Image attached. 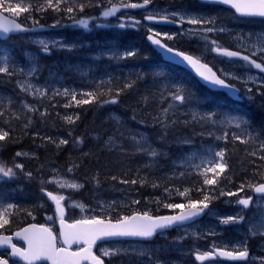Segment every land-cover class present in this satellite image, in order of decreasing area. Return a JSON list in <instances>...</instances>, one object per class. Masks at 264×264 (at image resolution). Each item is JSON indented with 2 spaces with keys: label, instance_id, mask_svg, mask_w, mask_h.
Instances as JSON below:
<instances>
[{
  "label": "snow or ice",
  "instance_id": "6c2138e0",
  "mask_svg": "<svg viewBox=\"0 0 264 264\" xmlns=\"http://www.w3.org/2000/svg\"><path fill=\"white\" fill-rule=\"evenodd\" d=\"M210 3L226 6L229 10H233L234 15L239 17H259L264 19V0H208ZM154 3V0H142L139 3H130L126 0H98L94 5L95 7L101 8L100 16L103 18L116 17L118 20L119 28L132 27L135 28L139 21H136L131 16H117V13L121 12V9H145L146 12L148 7ZM107 4V6H105ZM32 5L28 7H22L20 3H13L12 0H0V40H7L10 38V34L27 33L33 31V28L25 27L21 23H17L15 18H8L4 13H9L13 17H17L22 13L31 14L30 9ZM85 9V3L79 2L75 5L70 4V0H44L41 7L37 8V11H47L51 10L53 12H63L73 20V24L84 29L89 27V19L93 18H80L74 19V13H83ZM171 17V19H170ZM144 19L146 21L154 23H173L182 26L184 23L189 24L190 27L180 35H186L189 37H196L200 39L208 48V50L215 54L219 58H223L229 61L237 59L246 64L249 69L256 70L261 74H264V63H258L256 59L252 58V55L259 53L261 58H264V37H258V44L252 45L255 48V53L250 55H244L243 50L247 48V45L241 44L239 51H231L228 48L220 46L217 41L211 40L209 34L215 32H224L226 29L216 26V21L214 18L205 17L202 15H194L188 11L181 12H167V11H156L149 12L145 15ZM38 22L33 21V24ZM97 27H103L102 24H97ZM43 27V26H40ZM163 35L168 39H174L175 34L169 35L168 33L154 32L153 35L148 36L150 42L155 45L160 52L164 55L166 60L171 64L181 67L197 77L205 86L213 90H222L227 95L236 97L238 95V89L235 88L233 84L228 83L229 74L224 73L222 69L213 70L207 63H203L202 59L197 56L186 54L185 52L177 51L167 44L162 43L159 37ZM249 36L253 34L249 33ZM35 43L39 46L41 53L50 54L52 47L67 48L68 45L60 41H48L45 39L36 40ZM107 54L111 59H127L136 55L135 51L129 50L123 53L114 51L113 49H108ZM33 66L29 69V75H32L36 68L34 66L35 61H32ZM217 72L220 74L218 75ZM0 74H7L11 76L13 73L10 72L9 68V57L3 52H0ZM160 78L166 79L167 77L161 73ZM223 77V78H222ZM231 78L239 80L240 77L232 76ZM264 83V76H249L244 81V83H256L257 81ZM21 90L26 92H31L33 95L44 96L46 94V89L41 91L40 89H35L33 91V86L26 80L19 85ZM133 87V82L126 83L124 88ZM170 90L167 96H162L163 99L168 101L166 107L160 109V113L155 117V125L159 126L161 129V139L170 129H174L176 121L171 119L169 115H175L173 109L176 107L188 105V104H199V101L194 98L192 92L185 88L181 84H176L170 82L167 86ZM124 88H118L115 95L111 100H100L99 96L91 91L81 92L80 95L87 98L77 99V93L70 92L69 89H63V95H71V99L75 101L77 105H88L94 102H99L101 104H115L118 102L119 94L124 90ZM249 92L251 89H247ZM59 94V93H57ZM103 96L104 93H100ZM147 99V98H145ZM216 113L214 111L206 112L201 114L200 112H193V121H198L201 123L208 122L210 125H216L218 121L216 120ZM78 118V117H77ZM68 121L74 123L72 117H67ZM116 119V128L114 130V136H110L107 145L112 148H118L122 154L124 153L123 144H118L117 140H127L134 151L139 154H144L151 158H157L160 153L152 147L150 140L145 137L142 133L138 131H133L130 129L122 130V124L119 118ZM220 124H228L236 129H243L244 135H239L233 132V138L241 143H248L249 140L260 141L261 134H255V130L251 129L250 123L245 117L228 115L224 120L219 121ZM127 132V135L125 134ZM209 136L212 133H208ZM9 133L7 131L0 130V141H5L8 138ZM228 137V132H223V139L226 141ZM221 137H218L220 139ZM51 140V138H47ZM82 142V141H77ZM69 141L66 139L60 140V144L66 145ZM185 144H190V140H185ZM259 149L264 151V141L259 143ZM226 149L205 150L204 155L199 159L198 163H194L196 153H192L190 156L182 158L177 165V167H186L191 169L196 173L197 176L202 177L201 186L195 188V191L199 193L200 199H192L189 195L192 191L189 188H185L184 191L177 189L165 188V191H175L180 197H187L186 203H169L165 204V207L170 209H180V213L177 215L169 216H151L147 211L143 213H135L131 216L124 215L119 217L115 222L111 218L104 219L99 215L92 216L87 219L74 220L72 223H68L65 219L66 209L61 203L65 201L66 198L62 195H54L52 192H45V195L50 202L54 204V213L56 219L60 223V233L61 238L65 244H70L74 242H83L87 247L81 248L78 252H69L65 247H57V236L52 230L44 225H30L28 228L22 229L20 232H15L14 235L20 239L27 242V248H18L16 244L12 243V236H0V248L7 250L11 249L9 257L6 259L0 256V264H9V259L19 258L18 261H14V264H19L20 261L26 262V264H35L38 260H50L52 264H79L80 260H90L92 264H104V260L101 256H97L92 252V246L96 244L97 240L102 242L105 240L115 239V238H132L140 242L150 241L157 233H163L167 229L173 226H183L188 223H194L197 218L202 215L212 213L210 205L213 201L220 199L221 197H236L234 201L227 200L226 203H234L241 207V210L247 209L253 201V195L259 194L261 199H264V183L252 184L248 183L241 184L235 191H225L219 187V178L223 176L226 169L228 168L227 161L225 160ZM24 155L23 153L17 152L16 157ZM255 155V153H252ZM264 160V156L260 157ZM71 172V168L68 170ZM17 173H21L26 176L27 179L31 180L32 173L24 172V165L16 163L15 160L12 161V166L7 167L3 161H0V180L3 178H16ZM209 174L211 177L209 178ZM175 175V174H174ZM179 176L183 177L185 172H179ZM115 180L116 177H113ZM54 182V181H52ZM144 181H140L143 183ZM120 183L123 184H136L137 180H121ZM60 187H71L77 189L82 187L76 183L71 184H61ZM158 185L153 184V187ZM251 189L253 195L242 196L241 193L245 192V189ZM139 203V201H135ZM76 206V205H73ZM13 207L8 205L3 208V212H0V229H3L9 221L5 218L4 212L8 208ZM186 209V210H185ZM218 224L221 226H240L245 222V217L239 213L227 216H217ZM49 220H53V217H47ZM248 235L249 237H255L256 235L264 236V223L256 225L249 221L248 223ZM101 254L104 257L114 255L108 250H101ZM143 254V253H142ZM217 257L226 258L229 261L236 262H246L249 259V251L247 249V239L242 242H238L233 245L232 251H227L221 248H213L204 253L197 252L195 259L197 261L203 262L205 260L212 261Z\"/></svg>",
  "mask_w": 264,
  "mask_h": 264
},
{
  "label": "trees",
  "instance_id": "16d2710c",
  "mask_svg": "<svg viewBox=\"0 0 264 264\" xmlns=\"http://www.w3.org/2000/svg\"><path fill=\"white\" fill-rule=\"evenodd\" d=\"M42 5L43 4L40 3L39 6ZM49 12L52 11L47 10V12H41L40 18L48 20L51 16L53 17V15L50 16V14H48ZM59 15L65 16L66 14L60 12ZM57 19L62 21V19ZM62 22H65V20ZM145 36L146 34L144 32L134 33L131 30H126L122 34V37L124 38H122L121 48L124 49L125 52L129 51L128 47L134 46L135 43H142L144 41L142 37ZM25 45L24 41L22 43L23 49ZM86 49V47L77 48V46H73V50H53L50 54H46L47 56L43 53L41 54L40 58H43V60L48 62V65H44L45 69L48 68L49 74L52 73L47 76L50 84L45 83L46 92L49 93L46 96L47 103L41 105V108H44L45 111L42 112L43 110L41 109L34 116L31 117V115H29L27 118L25 117L23 119L24 121L17 120L12 114L7 115L2 113V115H0V130L7 131L9 133V136L5 141H0V161H3L7 167H11L12 161L15 160L17 152L24 150L34 151L38 155L36 160L37 162L33 165L30 160L27 163V168L29 166L35 168L39 165H42L43 167L55 165L63 168L67 172H69L68 170L71 168V172L69 173L82 175L83 179L88 184L90 196L94 197L104 196L108 193V191H111L118 185L123 184L120 183L121 178L128 181L135 179L137 180L136 184H128L132 185V188L136 190V193L139 196H148L153 202L159 201L162 208L172 212L179 209L170 210V208L165 207V204L186 203L187 197H180L175 191L166 192L165 188H178L180 191H184L185 188H189L192 190L189 194L191 198L200 199L201 197L199 193L195 191V188L201 186L202 177L197 176L195 172H186V169L184 170V168H182L179 172H185L183 177L178 175L179 172L169 173L166 168H163V172L157 171L156 169V171L152 170L146 173L143 171H146L147 168L140 165L141 172L136 173L129 170V168H124L125 162H135L133 158L134 154L124 151L126 154H122L120 152L110 156V153L112 152L103 148L102 144L100 146H93L90 144V141L97 140L94 138L97 132L100 133L101 130L103 133L111 132L114 121L108 119L107 117L105 118V116L103 117V113L108 110L109 107H113V109H117L120 112H128L134 104H138L139 107L134 110L137 115L135 120L138 123L143 124L149 131L151 130L158 145H160V127L158 126L155 129V126H149L148 123L151 122V120L144 118L148 116V118H152L155 115L156 110L150 108L147 101L140 94V90H146L148 85L146 84L147 79L144 80V75L138 68L140 63L139 65L133 67L135 60H141L144 56H135L133 59L128 60L124 59V63H126L123 66L124 68L129 69L130 67H133V69H139L134 79L124 76V72H117L113 70V68L121 65L120 59L117 61V59L110 58L107 61L105 57H103V61L99 60L95 63L97 65H101L95 68L101 69V74L98 76L97 71L93 70V76L89 80L85 74H81L80 70L76 71L74 68L77 63L84 62L83 59H88L87 51H85ZM87 50H90V48ZM10 51L15 52V54L19 53L20 56L18 59L20 58L24 61V54L21 50L11 47ZM63 56H65V58H62ZM140 62L142 67L146 70L154 68L150 67L148 64L143 65L144 60H141ZM60 68L61 70H59ZM58 71L60 72L59 75ZM172 71L176 73L175 77H177V75H181V77L182 75L186 76L187 80L185 81L187 83H190L192 80L191 75L182 70L180 67H175ZM114 74H119L118 78H115L116 76L114 77ZM145 77L151 78L148 73H146ZM61 79L62 81H60ZM54 82L56 85L52 84ZM129 82H133V87L124 88V85ZM7 84L9 86H14V82L12 80H8ZM5 86L6 83L1 81L0 87L4 88ZM65 88L69 89L70 92L74 91L77 93V99L87 98L81 96L80 93L91 91L96 93L101 101L105 99L111 100L118 88H124V90L120 92L118 102L115 104H101L99 102H94L88 105H77L75 101L71 99V95H63L62 89ZM192 88H195L196 90L202 89L206 95H209V90L204 86L192 84ZM12 90L14 91V89ZM100 93H104V95L100 96ZM199 94L202 96L201 92H199ZM242 107L248 117L253 119L256 134H261L264 128V99L262 96H258V98L256 97L254 101L248 102ZM142 109L143 112H141ZM67 117H72L74 123L69 122ZM86 129L91 132L89 134L91 135L90 137L86 134ZM57 131L72 133L68 144H60V139H57V136L53 135ZM183 133H189L195 136L198 135L194 129L185 130ZM49 137L51 138V141L47 139ZM263 139L260 135V141H264ZM233 146L234 147L232 149L227 143L228 149L226 151L229 152V157L225 160L227 161L228 168L223 176L219 178V187L225 191H227L228 185H232L234 187L236 186L238 188L241 184H253L255 181H258L262 175L259 171H257V169L253 168V164L256 163L257 166H259V162L256 158L259 159V157L264 156L261 154V152L264 153V151H261L259 148H255L259 146L255 145L254 140H249L246 144L237 141L233 144ZM82 147H84L85 151L81 149ZM235 148L237 150H234ZM241 149H243V151H241ZM1 151H3L2 154ZM254 152L255 155H252ZM242 153H244V156ZM120 157L123 159L121 158V160ZM243 159L245 161H243ZM15 162L17 163V160ZM84 163L88 170L85 169V166L83 165ZM237 163L240 168L236 165ZM148 168L150 169L149 166ZM35 170H37V168H35ZM30 172H32V170H30ZM32 177L34 180H29L25 175L17 173L16 178H3L0 180V205L7 208V206L10 205L9 203H16L12 205L13 207L8 208L7 211L4 212V216L9 223L6 224L3 229H0V232L23 225L24 221L27 220L29 215L37 208L38 202L35 201L38 197L35 193V188H39L40 177H37L36 173L35 175H32ZM113 177H116V179L114 180ZM140 181L144 182L140 183ZM20 183H22L23 188L19 185ZM153 184L158 186L153 187ZM246 189L248 191L251 190L247 187ZM225 198L226 197H221L220 199L213 201L212 205L214 203L215 205L221 204L222 200ZM0 212H3V208H0Z\"/></svg>",
  "mask_w": 264,
  "mask_h": 264
},
{
  "label": "rangeland",
  "instance_id": "374dc122",
  "mask_svg": "<svg viewBox=\"0 0 264 264\" xmlns=\"http://www.w3.org/2000/svg\"><path fill=\"white\" fill-rule=\"evenodd\" d=\"M39 1L40 0H33V1H23L22 2V7H28L32 2V7L30 9L31 11H37L36 9L39 8ZM98 2V0H96ZM113 2H116V0H113ZM127 2L133 3L132 0H127ZM190 3L189 5H187ZM89 5V4H88ZM187 5V6H186ZM193 5V7H192ZM107 6V4H105ZM89 9H92L94 11H101V8L99 7H89ZM177 8V7H176ZM181 6L178 5L177 11H171V12H181V11H188L191 14L194 15H202L205 17L209 18H214L216 21V26L222 27L226 29L224 32H215L212 34H209L210 39L213 38H219L220 42L227 45L228 47H232V49H240V45L243 43L247 45V48L244 51H248L250 54L255 53V48L252 47V45L258 44V37H264V20L261 19H242V18H236L235 16L229 18L228 16L231 14L228 10L218 8L215 12H208L206 14L200 13V8L199 6H195L193 2H187L185 4V7L183 9H180ZM195 8V9H192ZM198 10V11H197ZM30 15H39L38 13H32ZM26 15V16H30ZM22 16L20 14L17 17H26ZM71 20V19H69ZM68 22H62L60 23L58 19H55L53 22V26L50 30L48 31H38V32H33V33H28V35H25L27 38L26 40L19 38L21 41H25V47L24 50H27L26 53L24 54V61L21 60L18 57L20 56L19 53L15 54V52L10 51L14 58L9 54L4 52L6 55L9 57V68L10 72L15 70L18 78V84L20 85L24 81H28L32 86H33V91L35 89H40L41 91L45 90L46 84L45 82L39 80L35 77L34 72L32 75H29V69L33 66L32 61H35V68H38V63L40 62L39 58L41 57V51L39 46L35 43L36 40L39 39H45L48 41H60L68 46H77L76 44V39L70 36H62L58 32L59 29L64 27ZM107 23V22H106ZM104 23V24H106ZM112 25L111 23H109ZM148 24V23H147ZM39 26V25H35ZM145 26H148L151 30H153V26L151 24H148ZM187 27H194L190 26L189 24L186 23L185 27L182 29H187ZM103 28H106L105 26ZM152 32H159V33H168L169 35H172V33L165 32V31H160L158 29L153 30ZM251 33L253 34L252 36H249L248 34ZM163 36V35H162ZM186 36V35H185ZM230 36V37H229ZM164 37V36H163ZM176 37V36H175ZM187 38L189 36H186ZM226 37V38H225ZM229 37V38H228ZM165 39H168L167 37H164ZM180 38V37H178ZM190 38V37H189ZM192 38V37H191ZM230 42L232 45H229L225 40ZM231 39V40H230ZM112 41V42H110ZM16 42V41H15ZM221 43H218L221 46ZM192 45V43H191ZM91 48L90 50H87V57L88 60L84 64V72L87 76V79H91L93 76V70L88 71L90 69H94L96 67V62L99 60L103 61V57L108 61L110 59V56L107 54L108 49H113L114 51L120 52V49H122V45L119 43V41L114 38L112 40H109L103 48L99 49L96 48L95 46H88ZM224 47V46H223ZM11 49V46H9V50ZM93 50L97 52V56H92L93 55ZM143 49V48H141ZM205 52H209L208 48L204 46L202 48ZM123 52L124 49H123ZM202 52V50H201ZM105 53V54H104ZM253 59L256 60H261L264 63V58H261V55L259 53L252 55ZM220 61H226L225 59L221 58L218 61L219 68L223 70L224 73L229 74V77L231 80H233L237 85H240L242 88H245V96H253L255 94H260L262 97H264V90H263V85L261 82L258 80L255 84L254 83H244V81L247 79L249 76H264L263 74H254L253 72L247 70V66L244 62L238 61V60H232V61H227L228 64L230 65L227 67L226 63H223L221 66ZM117 72H120L119 67L115 68ZM139 69L134 68L129 70L128 72H124V76L127 78H135L137 75V71ZM144 74V71L142 72ZM147 73L150 75L151 78H146L143 76L144 80L147 79L146 84L156 87H158L161 90V93H163V96L168 95V87L166 83L169 81H165V79H161L160 75H158L157 71L153 69H148ZM176 73L173 72L172 70L169 73L168 78H174ZM115 78H118V75H115ZM232 76L235 77H240L239 80L231 78ZM7 74H0V82H5L8 79L6 78ZM183 77V78H182ZM177 75V78L179 79L181 85H183L185 88L188 86L189 83H187L185 80H187V77L184 75ZM5 80V81H4ZM251 89L249 92L247 89ZM193 91L197 94H199V91L196 90L195 88H192ZM63 90V89H62ZM7 88H2L0 87V115L2 113L7 114L9 113V109H12L15 112L20 111L18 114H13V117H15L17 120L24 121L23 119L28 117V111L23 113L22 110H27L31 108V103L34 102L33 104H38V98L40 97L39 95H33L31 92H25L22 95V99H19L17 95H14L13 93H9ZM160 95L158 93L155 95V99ZM200 95V94H199ZM25 99V100H24ZM165 100V99H164ZM158 101V100H157ZM167 106L168 101L165 100ZM221 104L217 103L214 105L212 108H219ZM158 107H159V113L161 109V105L158 101ZM42 112L45 111L44 108H42ZM143 112V109L141 110ZM173 112H175V115L173 116L176 119H179L182 116H191L193 112H200L203 114L206 112V108L202 107L201 105L197 104H188L180 107H176L173 109ZM220 113H222V110L219 112L216 111V120L219 121V119L224 120L228 115H231L229 112L225 111L223 113V118H221ZM35 113L32 114L34 116ZM158 114H155L152 118L144 117L147 120H151L149 122V126H156L155 125V117H157ZM31 116V117H32ZM107 117L110 120L114 121V125L112 127L111 132H108L107 137L101 141L103 143L105 140L108 141L110 136H114V130L116 128V119L119 118L122 126L125 125L127 122L125 121V116L121 114V112L117 109H113V107H109L108 110H106L103 113V117ZM236 116H241L244 117L243 114L241 115H236ZM192 118V116H191ZM247 120V118H246ZM250 125H252L251 129H254V125L252 122L248 121ZM1 125V124H0ZM223 125V124H222ZM226 125V124H225ZM1 128V127H0ZM129 128H122V130H127ZM135 131V129H130ZM237 130L239 131H244L243 129H236L233 126H230L227 124L226 127H223L222 129L219 130L220 133H223L224 131L228 132V137H230L233 132H236ZM86 134L89 135L91 132H89L88 129H86ZM138 132L142 133L145 137H147L150 142L152 143V147L155 148L161 155L162 152L164 153H169V161L167 162L170 166L177 167L179 164L180 160L186 156H190L192 153H196V157L194 159V163H198L199 159L202 155H204L205 150L207 149H214L216 148L215 142L210 141L207 143H202L204 147H201L203 150H199L197 146L198 144L195 142H191L190 144H185V140L193 139L196 140L195 135L185 133L181 134L178 136L172 143L177 145L176 148L173 151H170L169 149H163L161 145H158L154 139V136L152 135L151 130L149 131L148 129L144 128L142 130H139ZM101 133V131H100ZM202 133V132H200ZM256 133V131H255ZM127 135V132L125 133ZM207 135V133H204ZM54 136H57V139H66L69 141L70 136H72V133H63L61 131H57L56 133L53 134ZM89 135L88 137H90ZM102 137L104 138L105 135L104 133L102 134ZM227 137V138H228ZM51 141V140H50ZM258 142V143H256ZM261 141H254L255 144H258ZM99 140L95 141H90L91 145H101ZM118 144H123L124 151L129 152L134 154L133 158L135 162H125L124 163V168L133 171V172H141L140 170V165L145 166L147 169L146 171L143 172H150L152 170L156 171L157 168L153 165L152 160H156L159 158H151L147 156V159L145 158L146 155L144 154H139L136 153L131 146V144L127 140H117ZM103 146V145H102ZM105 148V147H103ZM109 151L112 152L110 153V156H113L114 154H118L121 151L118 148H112L109 147ZM81 149L84 150V147ZM106 149V148H105ZM108 150V149H107ZM85 151V150H84ZM3 151H1V154ZM20 153H23L24 155H21L20 157H16L15 161L17 163L23 164L24 165V172H30L32 170V175L37 174V177L39 178V183L42 185V187H48L56 192H58L60 195H67L70 196L69 200L66 202L68 209L70 210L69 216L70 220H75V219H87L91 218L92 216L99 215L102 218H119L124 215H129L133 211H147V212H154L153 209L156 208V206L159 208L160 202H153L149 199L148 196L145 198H142L136 193V190L132 188V185L130 184H120L116 188H114L111 191H108V193L104 196H98L94 197L91 196L89 199L86 195L81 194L80 197L79 195H76L78 191H81L83 189V186H86V181L83 179L82 175H77L80 179L78 178H73L68 175H66L65 170H63L60 167H57L55 165H52L50 167H43L42 165H39L35 168H32L29 166L27 168V163L31 160V164H35L37 162V157L38 155L34 151L30 150H24L20 151ZM87 154V153H86ZM261 154L264 155V153L261 152ZM122 157H120L121 159ZM254 158V157H253ZM123 159V158H122ZM121 159V160H122ZM152 159V160H151ZM258 158H256L257 160ZM259 166L258 167L255 164H253L254 168L259 171L261 175V178L258 181H255L253 184H257L259 182H262L260 180L264 181V160L258 159ZM261 162V163H260ZM261 164V165H260ZM32 165V166H33ZM85 166V169H87L85 163L83 164ZM150 167V169L148 168ZM161 168H166L169 173H172L171 169L168 167V165L162 164L160 166ZM184 170L186 169L187 171H192L191 169H188L186 167H182ZM35 170V171H34ZM175 170V169H172ZM263 172V173H262ZM194 173V172H193ZM34 180V179H31ZM121 180H124V178H121ZM54 181V182H52ZM71 183H76L78 185H82V187H79L77 189H73L71 187H60L59 185L61 184H71ZM84 186V188H85ZM231 186V187H230ZM237 187L228 185L227 186V191H235ZM35 193L37 194V197L40 200V204L44 205L45 202L42 200V197L39 195V190L40 188L36 189L35 188ZM248 190L245 189L244 193H241L240 195L246 196V195H252ZM89 192V190H87ZM236 197H231L229 200L234 201ZM135 201H139V203H135ZM227 201V197L222 200V203ZM155 204V205H154ZM230 204L229 206H234L231 211H226V212H221V211H216L214 210L211 215L200 221L199 223L196 224H190L189 226L181 229V233L177 235L175 238H177L179 241L173 239H168L165 238L164 240H160L159 243L155 245H143V244H117V245H109L106 246L104 250H108L112 253H115L114 255H110L112 258V264H264V236L261 235H256L255 237H249L248 235V223L251 221L252 223L256 225H260L261 223H264V199H261L260 197H257L254 204L247 209L241 210L240 206L235 205L234 203H226ZM76 205V206H73ZM238 208V209H237ZM237 209V210H236ZM180 210V209H179ZM250 211V212H249ZM246 214V217H249L246 220L245 217V222L241 224L240 226H223L218 224V221L216 222L212 217H217V216H227V215H233V214ZM44 219L38 218L37 215L33 217L35 221H44V223L48 224L51 226L53 229L58 230L59 227V220L56 219L55 213H54V207L49 208L46 211H44L42 214H40ZM53 217V220L47 219V217ZM212 216V217H211ZM38 221V222H39ZM168 235V234H167ZM172 237V236H170ZM169 237V238H170ZM183 239H194L198 238L199 243L194 244V243H188ZM245 239H247V248L254 249V254L252 255L250 261L245 262V263H226L222 261H197L195 259V255L197 252H200L201 254L204 252H207L209 250H212L214 247L215 248H228L230 250H233V245L242 242ZM143 253V254H142ZM133 260V261H132Z\"/></svg>",
  "mask_w": 264,
  "mask_h": 264
},
{
  "label": "bare ground",
  "instance_id": "6f19581e",
  "mask_svg": "<svg viewBox=\"0 0 264 264\" xmlns=\"http://www.w3.org/2000/svg\"><path fill=\"white\" fill-rule=\"evenodd\" d=\"M97 3L96 0H90L88 2V6L91 7H95L94 5ZM174 8L178 9V5H175L173 6ZM146 34V33H145ZM230 37V36H229ZM228 37V38H229ZM189 38V37H188ZM191 38V37H190ZM226 38V37H225ZM225 40V39H224ZM231 40V39H230ZM229 45H232L230 42H228L227 40H225ZM188 44H191L190 42H186ZM233 46V45H232ZM232 49V48H231ZM62 58H65V56H63ZM40 62L42 61V63L44 65H48V62L46 60H43V58H39ZM62 64V63H61ZM59 68V67H57ZM61 70V68L59 69ZM59 71H58V75H59ZM175 77V76H174ZM64 79V78H63ZM199 92H201L202 96L203 97H207L209 95H206V93L202 90V89H198ZM158 93H161V90L160 88L158 87V89L156 87H153V86H150V85H147L146 87V90H140V94L145 98H148V99H145L147 101V104L150 108H153L155 110V114H159V107H158V101L157 99H155V95H157ZM258 98V97H257ZM257 101H260V100H257ZM263 101V100H262ZM217 103L215 104H212L211 107H213L214 105H216ZM139 105L138 104H134L131 108L130 111L128 112H124V111H121V114H123L125 116V121L127 122L125 125L122 126V128H129V129H135V130H142L145 128V126L141 123H138L136 120H135V117L137 116L136 113H135V109L138 108ZM185 121H182L180 123H177L174 127V129H170L166 135L164 136V139L162 140L161 139V129H159V143L160 145L162 146L163 149H169L170 151H173L177 145L173 144L172 142L178 137L180 136L181 134H185L183 133L185 130H188V129H194L196 131V133H199L202 132V130H197L194 125L191 123V116H185ZM177 120V119H176ZM115 124V123H114ZM202 133H207V129L203 130ZM102 130H101V133L97 132L96 135L94 136L95 139H98L99 142L101 143L102 140H104L106 137H107V134L108 132H104V135L105 137L103 138L102 137ZM264 136V128L262 130V133H261V138ZM103 145V147L106 148V150H110L108 148V145H107V141L105 140L103 143H101ZM235 144V143H234ZM227 145V144H226ZM239 145V144H238ZM237 145V146H238ZM255 145H258V144H255ZM240 147V146H239ZM238 148V147H237ZM255 148H259V147H255ZM233 149V148H232ZM234 150H237L236 148ZM248 150V149H247ZM233 151V150H232ZM241 151H243V149H241ZM254 151V150H252ZM257 151V149H256ZM239 152V151H238ZM248 152V151H247ZM237 153V151H236ZM255 153V152H254ZM235 154V152H234ZM233 154V156H234ZM238 154V153H237ZM243 156H244V153H242ZM239 155V154H238ZM246 155V154H245ZM250 155V154H249ZM169 156H170V152L169 153H164L162 152L161 155L159 156V158L157 160H152V163H154L153 165L155 166V168H157V171H160V172H163V168L159 167L161 166L162 164H167L168 167L171 169L172 173L174 172H179L182 170V167H173V166H170L167 162L169 161ZM242 156V155H240ZM239 157V156H238ZM237 157V158H238ZM249 157V156H248ZM247 157V158H248ZM145 158L147 159V156H145ZM243 158V157H242ZM235 159V158H234ZM240 159V158H239ZM233 160V159H231ZM258 160V159H257ZM237 161V160H236ZM243 161H245L243 159ZM242 162V161H241ZM261 163V162H260ZM234 164V163H233ZM238 165V163L236 164ZM235 165V166H236ZM252 165V164H251ZM257 165V164H256ZM261 165V164H260ZM244 166V165H243ZM246 166V165H245ZM238 167L240 168V166L238 165ZM237 167V168H238ZM247 167V166H246ZM252 167V166H251ZM259 167V166H258ZM254 168V167H253ZM63 169V168H62ZM172 169H175V170H172ZM256 169V168H255ZM64 170V169H63ZM240 171V170H239ZM245 171V170H244ZM250 171V170H248ZM255 172V170H254ZM249 173V172H248ZM246 173V174H248ZM263 173V172H262ZM254 174V173H253ZM252 175V174H251ZM255 175V174H254ZM257 175V174H256ZM259 177V176H258ZM260 178V177H259ZM261 181V180H260ZM88 193V196L89 198L91 197L89 192ZM200 198V197H199ZM198 199V198H197ZM181 210H177V211H174V212H178L180 213ZM166 238V237H165ZM164 238V239H165ZM162 238H160V240H164ZM179 241V240H178ZM228 249V248H227Z\"/></svg>",
  "mask_w": 264,
  "mask_h": 264
},
{
  "label": "water",
  "instance_id": "95a60500",
  "mask_svg": "<svg viewBox=\"0 0 264 264\" xmlns=\"http://www.w3.org/2000/svg\"><path fill=\"white\" fill-rule=\"evenodd\" d=\"M26 228H28V227H26ZM20 232V231H19ZM0 236H5V235H0ZM13 237H16L15 235L14 236H12V238ZM16 238H19V237H16ZM98 241V240H97ZM26 242V241H25ZM27 243V242H26ZM19 248V247H18ZM17 259H19V258H17ZM41 261H45V260H38V261H35V264H37V263H39V262H41ZM48 261H50V260H48ZM24 262V261H23ZM26 263V262H25ZM50 263L52 264V262L50 261Z\"/></svg>",
  "mask_w": 264,
  "mask_h": 264
},
{
  "label": "flooded vegetation",
  "instance_id": "af4514ba",
  "mask_svg": "<svg viewBox=\"0 0 264 264\" xmlns=\"http://www.w3.org/2000/svg\"><path fill=\"white\" fill-rule=\"evenodd\" d=\"M230 48H232V47H230ZM162 239H164L165 237H161Z\"/></svg>",
  "mask_w": 264,
  "mask_h": 264
}]
</instances>
